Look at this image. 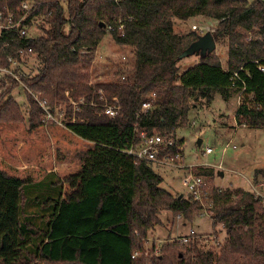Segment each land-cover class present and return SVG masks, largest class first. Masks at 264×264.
I'll use <instances>...</instances> for the list:
<instances>
[{
	"label": "trees",
	"instance_id": "obj_1",
	"mask_svg": "<svg viewBox=\"0 0 264 264\" xmlns=\"http://www.w3.org/2000/svg\"><path fill=\"white\" fill-rule=\"evenodd\" d=\"M23 3L32 8L22 10ZM0 11L17 19L25 15L23 25L38 20L34 38L17 39L14 30L3 34L0 65L8 67V54L19 59L13 53L18 47L30 48L36 68L28 71L22 67L26 62L17 66L21 83L54 113L63 109L71 134L108 153L64 178L48 172L34 181L0 170V264H264V201L241 189L211 193L209 219L225 235L216 251L204 250L196 238L182 245L165 242L147 257L132 258L145 251L162 212L188 224L201 206L161 188L156 164L134 163L123 154L144 132L171 138L168 152L174 155L181 146L175 133L188 123L193 103L209 102L214 93L227 99L242 90L236 124L264 129L262 0H0ZM198 18L215 21L211 34L216 45L227 48L226 68L212 52L178 75L181 53L201 35L176 27ZM108 27L115 45L130 48V67L109 64L110 78L92 84L90 64ZM19 88L26 116L12 96ZM101 95L117 101L114 117L102 114ZM143 103L150 108L141 110ZM23 122L29 129L46 124L27 90L0 74V123ZM120 166H127L130 176H118ZM195 175L209 172L199 169ZM259 177L263 170L255 172L254 181ZM66 184L71 185L67 196Z\"/></svg>",
	"mask_w": 264,
	"mask_h": 264
},
{
	"label": "rangeland",
	"instance_id": "obj_2",
	"mask_svg": "<svg viewBox=\"0 0 264 264\" xmlns=\"http://www.w3.org/2000/svg\"><path fill=\"white\" fill-rule=\"evenodd\" d=\"M247 1L250 3L253 0ZM214 23L215 21L198 18L176 28L193 32V25L198 28L207 27L209 31L204 33L206 34L214 31ZM31 35L36 34L31 30ZM252 36L251 33L248 34V37ZM213 56L226 68V46L216 45ZM131 58L130 48L118 47L105 32L90 64V83L107 81L110 76L106 66L109 64L129 68L127 64H130ZM199 60L197 55L183 58L179 62L178 75L199 63ZM31 62L32 59L28 57L22 67H26L28 71L34 70L36 65ZM240 95V92H235L229 98L223 99L219 93H214L209 102L205 100L193 103L194 106L188 113V123L175 133L176 141L181 142L179 151L182 160L178 164L190 167L194 175L199 169L209 172L208 176H202L207 183V196L203 199V204H200L201 211L188 224L180 217L162 212L161 223L148 233L145 251L137 257H147L152 249L157 252L159 246L165 242L179 244L176 239L187 235L189 230L199 236V244L204 250L216 251L217 246L224 242L225 235L221 226L213 225L209 219L211 193L214 189H241L256 196L261 195L264 201V178L259 177L254 181L255 172L264 171V129L236 124L234 114ZM12 96L21 106L22 114L26 116V102L22 90L16 89ZM198 141L201 142L200 145L197 144ZM228 142L230 144L225 148ZM207 148L211 149V153H204ZM106 157V149L79 139L64 126L46 123L42 127L29 129L26 122L0 123V170L11 176L38 181L46 173L54 172L58 177L64 178ZM157 166L154 169L163 179L161 188L172 195L187 197L181 181L187 169ZM126 167L120 166V173L116 174L130 176ZM70 192L71 185H64V194L67 196ZM203 208H206L208 215L201 216Z\"/></svg>",
	"mask_w": 264,
	"mask_h": 264
},
{
	"label": "built area",
	"instance_id": "obj_3",
	"mask_svg": "<svg viewBox=\"0 0 264 264\" xmlns=\"http://www.w3.org/2000/svg\"><path fill=\"white\" fill-rule=\"evenodd\" d=\"M115 4H119L121 0H112ZM32 8L31 5L23 3L21 4V9L24 11H29ZM25 15L21 16L19 19L14 17L11 12H1L0 11V40L4 36L3 34L7 35L11 31L16 32L17 39H24L28 40L34 38L31 35V30L35 31L36 24L38 20L32 19L30 21V25H23L22 22L25 19ZM120 23V21H119ZM192 30L197 31L201 36L209 31V28H198L197 26L193 25ZM123 26L120 24L118 30H122ZM112 31L111 27H108L106 32L109 33ZM8 45L7 42H4L1 45V48H5ZM86 49L82 50L81 53H86ZM14 55L19 59L14 58L11 54L6 55V63L7 66L0 65V74L7 75L13 78L15 81L21 84L23 90H27L30 94L32 99L36 102V104L41 109V114L45 123L48 124H56L58 126H65V122L63 121L64 111L62 108L57 109L54 113L53 109L49 106L46 100L40 99L38 95L30 90L21 83V75L14 72V69L17 66H22L24 62H26L32 50L30 48H26L24 46L18 47L14 52ZM259 71L264 73V68L259 67ZM233 77L238 79L237 73L233 74ZM121 80H124V77H121ZM242 93V90L240 91ZM66 96H68V91L65 92ZM99 100L101 101L100 108L102 114L108 117H114L118 110L119 105L115 98H113V102L109 103L105 100V98L101 95L99 96ZM82 101V100H80ZM71 102V99H69ZM150 108V103H143L141 106V110H146ZM242 127H245L242 125ZM140 143L135 146L134 148H130L124 152L125 156L129 158L132 162H136L137 160H143L146 162H150L162 167H176V168H183L187 169L186 175L182 178V185L187 192V196L190 197L193 201L198 202L199 204H203V199L207 196V183L206 181L199 176H196L192 173L190 167H183L179 165V161L182 160V155L180 153V148L178 151L171 155L168 151L170 148L173 147L174 141L171 138L162 137L160 135H147L144 132L138 133ZM230 142H228L225 146L228 147ZM234 148V146H233ZM225 150V149H224ZM205 154L211 153V149L207 148L204 152ZM192 168V167H191ZM221 191L220 189H217ZM261 196V195H259ZM262 197V196H261ZM208 215L206 208H203L201 216ZM199 238L198 235L195 234L193 230H189L188 234L185 236H181L176 239V242L179 244H186L191 239ZM138 254H134L132 258H136Z\"/></svg>",
	"mask_w": 264,
	"mask_h": 264
},
{
	"label": "water",
	"instance_id": "obj_4",
	"mask_svg": "<svg viewBox=\"0 0 264 264\" xmlns=\"http://www.w3.org/2000/svg\"><path fill=\"white\" fill-rule=\"evenodd\" d=\"M99 26L104 27L103 23H100ZM215 49H216V43L212 37V34L206 33L203 36H200L186 50H184L180 55V59H183L191 55L204 56L206 54H210L214 52ZM197 144L200 145L201 142L198 141ZM219 175L222 176L221 173Z\"/></svg>",
	"mask_w": 264,
	"mask_h": 264
}]
</instances>
